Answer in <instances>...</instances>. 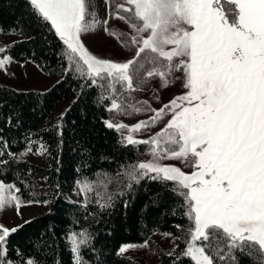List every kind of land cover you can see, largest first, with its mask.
I'll use <instances>...</instances> for the list:
<instances>
[{"label": "snow or ice", "instance_id": "1", "mask_svg": "<svg viewBox=\"0 0 264 264\" xmlns=\"http://www.w3.org/2000/svg\"><path fill=\"white\" fill-rule=\"evenodd\" d=\"M25 3L32 20L62 42L63 75L80 79L82 92L96 88L98 103L108 112L131 115V108L136 113H153L132 126L102 120L107 129L118 133L121 147L138 152L139 146H147L145 154L151 159L120 165L117 178L123 187L115 192H108L107 184L102 192L96 182L83 177L82 169L89 165L82 159L72 169L81 175L74 180L78 194L84 196L81 205L87 208L93 203L89 193L94 192V202L104 211L118 200L126 210L141 181H154L180 202V214L191 225L187 233L175 238L185 244L177 260L240 264L239 252L254 264H264V0H104L103 21L97 14L96 0ZM111 20L123 21L131 34L110 29ZM101 24L107 35L125 38L122 47L133 50L132 58L118 62L89 51L82 36L95 34ZM8 51L0 48L4 53L0 69L12 62ZM176 72L182 74L180 79L187 89L183 95L159 109L127 104L131 92L149 79L159 78L166 87ZM113 83L120 85L119 93L112 88ZM105 101H110V106ZM169 115L159 132L147 139L134 137L133 133L154 128ZM54 127L58 145H62L63 124L58 122ZM32 136L31 132L24 136V149L18 153L0 136V176L6 174L10 163H26L24 157L34 149L37 155L48 152V146ZM164 160L181 161L195 171L187 174L180 167L163 164ZM57 163L60 171L59 160ZM18 193L15 182L0 180V211L14 208L19 216L22 205L53 203L47 199L23 201ZM176 214L174 208L172 215ZM31 223L25 220L12 228L0 223V264H44L37 254L22 253L18 246L11 249L17 259L8 258L10 237ZM62 238L73 264H85L82 246L90 244L92 234L87 229H67ZM138 246L147 247L148 240L142 245L121 244L115 255L122 256ZM49 249L53 264H62L58 251L51 245Z\"/></svg>", "mask_w": 264, "mask_h": 264}, {"label": "trees", "instance_id": "2", "mask_svg": "<svg viewBox=\"0 0 264 264\" xmlns=\"http://www.w3.org/2000/svg\"><path fill=\"white\" fill-rule=\"evenodd\" d=\"M109 28L117 33H128L119 29L115 20L110 21ZM0 34L20 36V39L4 47L9 49L7 55L12 60H29L43 72L57 77L47 89H21L0 83V136L8 140L11 151L18 153L24 149V136L29 132L34 140L48 146L44 165L24 158L26 163H10L0 180L15 182L23 201H53L46 211L28 219L32 221L30 225L10 237L8 258L17 259L11 249L18 246L22 253H35L44 264H53L49 249L51 245L58 251L62 264H73L72 254L62 237L67 229H87L94 238L87 247L82 246L81 256L85 264H100L101 261L104 264H194L189 259H176L185 244L175 238L187 233L191 225L180 214V202L161 184L141 181L136 188L135 198L129 197L130 204L126 210L118 200L112 209L104 211L94 202L97 198L94 192L89 193L93 203L87 208L71 199L77 187L74 180L81 178L72 169L82 159L87 160L89 165L82 169V176L96 182L102 192L103 184H107L108 192H115L123 187L117 178L119 166L145 159L148 156L145 154L147 146L141 145L139 151L134 152L131 147L124 148L118 144V133L107 129L102 122L112 117L114 111L108 112L105 106L98 103L96 88L82 92L80 79L74 78V75H63L62 42L32 20L25 0H0ZM119 39L122 42L125 38ZM128 50L133 55V50ZM2 55L4 53H0ZM115 84L112 88L119 93L120 85ZM105 95L109 93L105 92ZM63 102H67L66 106L56 113L57 105ZM105 105L110 106V101H105ZM10 117L11 123H8ZM58 122L63 124L62 145H58L54 127ZM58 160L60 171L56 170ZM57 184L60 185L59 189L56 188ZM168 187H172L171 183ZM174 208L175 216L172 215ZM177 224L181 226L180 229L175 227ZM155 233H171L174 236L175 246L169 252L173 253L172 256L162 251L158 263H144L126 255H115L121 244L143 243ZM236 256L240 264H254L253 260L239 252Z\"/></svg>", "mask_w": 264, "mask_h": 264}, {"label": "rangeland", "instance_id": "3", "mask_svg": "<svg viewBox=\"0 0 264 264\" xmlns=\"http://www.w3.org/2000/svg\"><path fill=\"white\" fill-rule=\"evenodd\" d=\"M104 4V0H96V11L101 21L106 18V6ZM115 25L119 29L131 34V29L123 21L115 20ZM18 39H20V36H16L15 34H0V48H4L7 43ZM82 39L85 43V46L92 54L103 56L105 58H113L118 62H123L126 59L132 58L133 56L130 54L131 52L128 49L122 47V42L120 39L105 33L102 24L98 26L95 34H90L87 37L82 36ZM11 61L12 62L8 63L5 68L0 69V83L10 84L21 89H29L31 87L37 89H47L57 80L56 76L43 72L36 64L31 61L17 62L12 59ZM181 76L182 74L180 72L174 73V77H169V82L166 87L162 86L163 82L159 78L149 79L139 90L131 92L127 100V104L135 105L141 109L148 108L149 106L151 108L159 109L163 104L168 103L176 96L183 95L187 91V89L183 87L180 79ZM157 97H159V99H157ZM117 102L120 101L117 100ZM66 104L67 102H63L57 105L55 109L56 113H59L64 108V106H66ZM128 111H130L132 114L125 115L123 113H117L114 111L112 117L107 120H110L114 124H119L122 122L132 126L141 120H147L149 116L153 115V113L150 111H141L136 113L132 111L131 108H129ZM170 118V115L166 116L164 120L157 124L154 128H150L147 131L133 133V135L137 139H147L150 135H154L156 132H159ZM124 133L126 135L127 130H124ZM24 158L39 165H44L46 161V153L44 155H37L35 152H32L27 154ZM149 159H151V157L148 155L145 159L140 161H146ZM162 163L180 167L181 170L187 174L195 171L194 168L185 167L183 163L178 160H164ZM78 193L79 188L76 187V190L71 195V199L81 202L84 200V196L83 194ZM47 209L48 205L44 204L22 205L19 209L20 215L17 216L14 208L6 207L5 210L0 211V223H3L8 228H12L21 224L25 220H28L39 213L46 211ZM165 234L166 233H155L148 240L147 247L138 246L129 249L128 252L123 255L132 257L144 263H158L161 257V252L164 251L169 253L174 249L175 246L174 236H168ZM142 244L143 243H139L136 245Z\"/></svg>", "mask_w": 264, "mask_h": 264}, {"label": "crops", "instance_id": "4", "mask_svg": "<svg viewBox=\"0 0 264 264\" xmlns=\"http://www.w3.org/2000/svg\"><path fill=\"white\" fill-rule=\"evenodd\" d=\"M105 5V4H104ZM106 6V5H105ZM16 35V34H15ZM17 36V35H16ZM29 61V60H28Z\"/></svg>", "mask_w": 264, "mask_h": 264}]
</instances>
